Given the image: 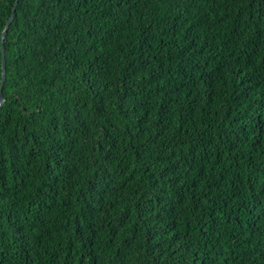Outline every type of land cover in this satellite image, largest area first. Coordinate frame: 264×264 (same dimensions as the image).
Returning a JSON list of instances; mask_svg holds the SVG:
<instances>
[{"label": "trees", "instance_id": "obj_1", "mask_svg": "<svg viewBox=\"0 0 264 264\" xmlns=\"http://www.w3.org/2000/svg\"><path fill=\"white\" fill-rule=\"evenodd\" d=\"M0 0V264H264V0Z\"/></svg>", "mask_w": 264, "mask_h": 264}, {"label": "water", "instance_id": "obj_2", "mask_svg": "<svg viewBox=\"0 0 264 264\" xmlns=\"http://www.w3.org/2000/svg\"><path fill=\"white\" fill-rule=\"evenodd\" d=\"M17 5H18V0L16 1L15 5L13 7V12H12V14H11L7 24H6V28L2 34V52H3V71H2V82H1L2 87L4 86L5 79H6V58H5L4 45H3L4 44V38H5V35L7 32V29L10 26V23L12 22V20L14 18ZM3 101H4V95H3V92L1 91L0 92V106L2 105Z\"/></svg>", "mask_w": 264, "mask_h": 264}]
</instances>
